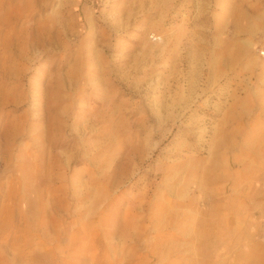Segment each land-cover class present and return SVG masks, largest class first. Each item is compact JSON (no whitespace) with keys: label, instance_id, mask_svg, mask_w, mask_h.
<instances>
[{"label":"rangeland","instance_id":"374dc122","mask_svg":"<svg viewBox=\"0 0 264 264\" xmlns=\"http://www.w3.org/2000/svg\"><path fill=\"white\" fill-rule=\"evenodd\" d=\"M0 264H264V0H0Z\"/></svg>","mask_w":264,"mask_h":264}]
</instances>
